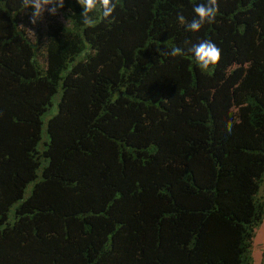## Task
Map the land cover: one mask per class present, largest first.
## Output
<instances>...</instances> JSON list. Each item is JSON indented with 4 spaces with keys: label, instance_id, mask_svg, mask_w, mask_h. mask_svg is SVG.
<instances>
[{
    "label": "trees",
    "instance_id": "obj_1",
    "mask_svg": "<svg viewBox=\"0 0 264 264\" xmlns=\"http://www.w3.org/2000/svg\"><path fill=\"white\" fill-rule=\"evenodd\" d=\"M113 2L88 26L64 0L34 42V8L0 0V264H254L264 0H218L197 32L207 0Z\"/></svg>",
    "mask_w": 264,
    "mask_h": 264
},
{
    "label": "clouds",
    "instance_id": "obj_2",
    "mask_svg": "<svg viewBox=\"0 0 264 264\" xmlns=\"http://www.w3.org/2000/svg\"><path fill=\"white\" fill-rule=\"evenodd\" d=\"M79 4L83 7L81 17L83 23L92 26L93 16L90 15L95 13L97 10L102 12L105 18L111 17L116 10V3L113 0H78ZM26 7L32 6L34 12L32 14V23H36L37 18L41 17L45 11H49L52 14H56L58 9L64 7V0H23ZM46 5H52L51 8L46 9ZM194 13L196 14L195 19L185 24V17L182 14L178 15V20L181 24H185L186 28L190 31H199L204 24L214 23L216 20L217 12L219 11L218 0H207L206 3H199L194 5ZM161 51H163L161 49ZM194 53L199 67L202 70H207L210 66L215 65L221 59V49L210 40H201L198 44H195L190 49ZM180 48H172L167 51H163L164 55L176 56L181 54ZM227 130L231 132L232 124H227Z\"/></svg>",
    "mask_w": 264,
    "mask_h": 264
},
{
    "label": "rangeland",
    "instance_id": "obj_3",
    "mask_svg": "<svg viewBox=\"0 0 264 264\" xmlns=\"http://www.w3.org/2000/svg\"><path fill=\"white\" fill-rule=\"evenodd\" d=\"M52 5H46L45 8H51ZM22 19V25L26 29L30 39L32 41H36L37 38L40 36L39 34H46V29L49 27L51 24L55 22H66L65 16L63 12L58 10L56 14H52L49 11H45L41 17L37 18L36 23H32V15L27 17H21ZM42 37V36H40ZM39 37V38H40ZM43 38V37H42ZM44 45L42 44L41 47ZM40 60L42 61L43 64L45 63V57L44 55H40ZM205 179H202L204 181ZM261 194H264V184L261 188ZM263 251H264V221L262 225L257 228L256 230V235L253 240V256H254V264H261V260L263 257Z\"/></svg>",
    "mask_w": 264,
    "mask_h": 264
}]
</instances>
